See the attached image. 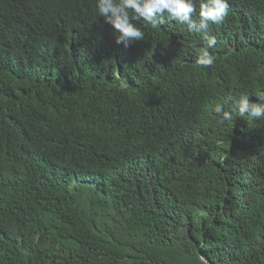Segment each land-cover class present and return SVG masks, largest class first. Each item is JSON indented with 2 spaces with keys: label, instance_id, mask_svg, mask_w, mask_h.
<instances>
[{
  "label": "trees",
  "instance_id": "obj_1",
  "mask_svg": "<svg viewBox=\"0 0 264 264\" xmlns=\"http://www.w3.org/2000/svg\"><path fill=\"white\" fill-rule=\"evenodd\" d=\"M229 5L203 68L187 25L0 0V264H264V0Z\"/></svg>",
  "mask_w": 264,
  "mask_h": 264
},
{
  "label": "clouds",
  "instance_id": "obj_2",
  "mask_svg": "<svg viewBox=\"0 0 264 264\" xmlns=\"http://www.w3.org/2000/svg\"><path fill=\"white\" fill-rule=\"evenodd\" d=\"M96 11L104 22L111 25L109 38L111 43L128 47L136 41L143 40L145 33L137 25V21H145L148 28L156 29L168 21L187 25L190 32L202 34L203 46L192 44L196 52V63L203 68L215 64L216 56L209 51L216 47L217 39L208 34L210 25L224 23L229 14V0H93ZM199 5V19H194ZM55 66L56 63L51 62ZM49 70L53 71L49 66ZM258 102H250L247 95L239 99L231 98L240 116L247 115L249 119H264V95H257ZM223 123L233 118V113L225 110L223 105L216 106Z\"/></svg>",
  "mask_w": 264,
  "mask_h": 264
},
{
  "label": "rangeland",
  "instance_id": "obj_3",
  "mask_svg": "<svg viewBox=\"0 0 264 264\" xmlns=\"http://www.w3.org/2000/svg\"><path fill=\"white\" fill-rule=\"evenodd\" d=\"M42 73V72H41ZM45 74V73H44ZM45 75H47V74H45ZM44 76V75H43Z\"/></svg>",
  "mask_w": 264,
  "mask_h": 264
}]
</instances>
